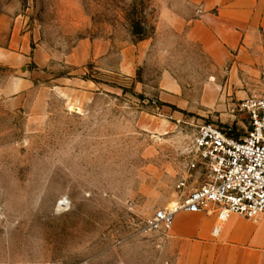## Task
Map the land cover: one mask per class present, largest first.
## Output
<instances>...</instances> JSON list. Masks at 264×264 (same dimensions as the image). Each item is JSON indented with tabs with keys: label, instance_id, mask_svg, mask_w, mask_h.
<instances>
[{
	"label": "rangeland",
	"instance_id": "rangeland-1",
	"mask_svg": "<svg viewBox=\"0 0 264 264\" xmlns=\"http://www.w3.org/2000/svg\"><path fill=\"white\" fill-rule=\"evenodd\" d=\"M163 3L0 0L26 31V61L0 63V264H169L146 221L201 125L250 129L264 71L186 39Z\"/></svg>",
	"mask_w": 264,
	"mask_h": 264
},
{
	"label": "crops",
	"instance_id": "crops-1",
	"mask_svg": "<svg viewBox=\"0 0 264 264\" xmlns=\"http://www.w3.org/2000/svg\"><path fill=\"white\" fill-rule=\"evenodd\" d=\"M163 9L186 39L213 56L236 54L245 67L254 55L264 71V0H164ZM24 25L21 15L0 11L1 64L26 61ZM166 243L169 264H264V216L221 220L217 213L181 211Z\"/></svg>",
	"mask_w": 264,
	"mask_h": 264
},
{
	"label": "built area",
	"instance_id": "built-area-1",
	"mask_svg": "<svg viewBox=\"0 0 264 264\" xmlns=\"http://www.w3.org/2000/svg\"><path fill=\"white\" fill-rule=\"evenodd\" d=\"M245 106L252 123L241 137L215 124L199 127L176 198L147 219L148 230L168 232L181 211L217 213L221 220L264 216V95L248 98Z\"/></svg>",
	"mask_w": 264,
	"mask_h": 264
}]
</instances>
